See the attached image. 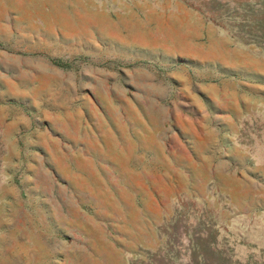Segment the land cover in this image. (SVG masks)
<instances>
[{
	"label": "rangeland",
	"instance_id": "1",
	"mask_svg": "<svg viewBox=\"0 0 264 264\" xmlns=\"http://www.w3.org/2000/svg\"><path fill=\"white\" fill-rule=\"evenodd\" d=\"M0 264H264V0H0Z\"/></svg>",
	"mask_w": 264,
	"mask_h": 264
}]
</instances>
